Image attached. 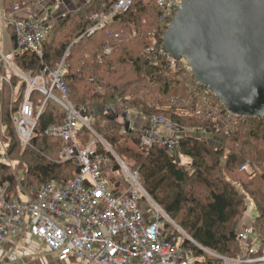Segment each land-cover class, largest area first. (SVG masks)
I'll use <instances>...</instances> for the list:
<instances>
[{
  "label": "trees",
  "instance_id": "16d2710c",
  "mask_svg": "<svg viewBox=\"0 0 264 264\" xmlns=\"http://www.w3.org/2000/svg\"><path fill=\"white\" fill-rule=\"evenodd\" d=\"M41 1L0 0L13 49L17 44L12 21L19 16L44 18L36 7ZM114 1L91 0L60 17L47 30L41 52L14 53L11 62L20 73L0 65V74L6 78H0V136L8 142V152L15 154L17 166L22 169L18 176L11 165L0 162V185H7L8 196L18 195L23 194L25 185L38 187L69 180L78 170L74 160L63 159L62 139L45 134L49 125L62 124L67 112L39 89L31 87L27 91L31 82L26 77L46 78L68 53L63 79L69 88V101L82 106L86 115L95 120V131L116 154L134 161L132 166L126 164L140 172L146 192L191 238L184 237L182 244L191 249L194 264H225V257L239 258L245 245L239 233L248 209L247 198L256 207L255 234L264 239V117L240 115L229 119L224 105L220 124L190 115L202 86L197 84L187 62L177 60L173 67L166 54L147 51L164 42L173 20L162 21L155 0H137L102 30L82 36L94 25V13H110ZM16 5L19 13L15 14ZM108 44L112 47L110 54L104 52ZM18 85L20 91L15 97ZM53 93L61 94L57 89ZM27 95L34 108L44 103L45 108L30 144L23 149L15 121ZM136 112L164 116L185 129L208 132L214 143L192 131L180 139L177 154L156 144L143 150L140 132L131 123L127 125L124 116ZM90 134L84 125L77 128L80 147L90 143ZM124 138L132 141L136 149H125L121 145ZM100 149L103 151L101 146ZM245 163H249L251 171L240 169ZM112 170H119V166ZM111 182L116 190L124 183L119 177H113ZM172 226L165 223L166 229Z\"/></svg>",
  "mask_w": 264,
  "mask_h": 264
},
{
  "label": "built area",
  "instance_id": "2783aa9c",
  "mask_svg": "<svg viewBox=\"0 0 264 264\" xmlns=\"http://www.w3.org/2000/svg\"><path fill=\"white\" fill-rule=\"evenodd\" d=\"M135 1L137 0H115L110 13L95 12L94 25L82 36H91L102 30L119 12H127ZM155 2L162 12V21L167 22L174 19L183 0ZM14 13H19L18 5L14 7ZM0 18L3 19L4 14H1ZM46 26L47 20L44 18L19 16L14 19L12 28L17 48H12L7 54L5 45L0 46V65L10 66L19 72L11 62L14 53L41 52L48 30ZM111 51L112 47L108 44L104 52L110 54ZM147 51L153 55L166 54L163 43L159 46L153 45ZM166 55L175 67L177 60ZM67 56L68 53L46 78L41 75L35 80H30L23 76L31 82L32 87L36 86L47 98L55 99L66 108L65 121L62 124L49 125L45 134L62 139L63 159L74 160L78 170L69 180L42 184L30 195L23 193L22 197L8 196L7 185H0V251L21 234L28 233L40 239L62 264H194L191 249L184 246L182 241L179 242L173 233L165 228V223L169 222L181 232L184 231L146 192L140 172L130 169L99 136L92 127L94 120L85 115L83 107L69 101V88L63 79ZM47 71L48 69L44 70L45 75ZM0 78L6 80L1 74ZM197 84H200L202 89L197 94L198 102L190 111V115L220 124L224 104L210 88L198 80ZM54 89L65 99L57 98L53 93ZM44 108L45 103L34 108L29 96L25 98L20 116L15 121L24 146L30 144ZM226 110L227 118L240 117L227 108ZM131 115L143 119L139 120V123H131L140 125L143 150L156 144L170 153L178 151L180 139L189 134H186L184 127L164 116H145L142 112ZM80 125L94 132L103 144V151L95 139L85 147L78 145L76 130ZM111 154L120 165V180L125 183L124 189H112L105 175L112 166ZM249 167V163H245L240 169L249 171ZM185 236L191 239L187 234ZM239 239L245 244L243 254L239 258L225 257L224 263L264 264V239H258L254 228L248 224L241 225ZM15 259V254L8 255V262Z\"/></svg>",
  "mask_w": 264,
  "mask_h": 264
},
{
  "label": "water",
  "instance_id": "95a60500",
  "mask_svg": "<svg viewBox=\"0 0 264 264\" xmlns=\"http://www.w3.org/2000/svg\"><path fill=\"white\" fill-rule=\"evenodd\" d=\"M164 50L229 111L264 117V0H183Z\"/></svg>",
  "mask_w": 264,
  "mask_h": 264
},
{
  "label": "rangeland",
  "instance_id": "374dc122",
  "mask_svg": "<svg viewBox=\"0 0 264 264\" xmlns=\"http://www.w3.org/2000/svg\"><path fill=\"white\" fill-rule=\"evenodd\" d=\"M89 1L91 0H42L41 2H39L37 4V12L39 14H43L44 19L47 20V29H49L52 25L56 24V22L58 21V19L60 17H62L63 15L69 13V12H73L76 11L77 9L81 8L82 5L87 4ZM4 14V12H0V15ZM6 29V18L4 17L2 19V22L0 24V46L3 47V45H5V51L7 54H9L12 51V41L10 39V36L7 32V34H5L3 32V30ZM6 35V36H5ZM4 36V38H3ZM4 39V40H3ZM6 39V40H5ZM5 41V42H4ZM10 67V66H9ZM12 68V67H11ZM30 78V77H29ZM27 82L29 83V80L27 79ZM32 85H28L27 91L29 88H31ZM34 88H36V86H33ZM38 89V88H37ZM20 91V85H18V87L15 90V97H17L18 92ZM26 91V90H25ZM26 91V92H27ZM40 91V90H39ZM43 93V92H42ZM44 94V93H43ZM45 95V94H44ZM46 96V95H45ZM57 98H60L61 100H64L65 98L60 94L55 95ZM47 98V96H46ZM45 98V100H46ZM47 99H51V98H47ZM56 101L55 99H51ZM57 102V101H56ZM58 105H60V107L67 112L66 108L64 106H62L59 102H57ZM80 106V105H79ZM82 107V106H81ZM84 109V108H83ZM87 113H85L86 115ZM130 121L132 124H134V120L132 117V115L130 114ZM95 122V120L93 121V123ZM93 127V126H92ZM133 127H136L135 129L137 130V132H140V125L136 124L133 125ZM17 129V128H16ZM94 129V127H93ZM90 130V129H89ZM95 130V129H94ZM191 130V131H190ZM91 131V130H90ZM123 131V130H122ZM192 129H186V134L192 132ZM18 132V130H17ZM97 132V131H96ZM124 132V131H123ZM195 132V131H194ZM172 133V132H171ZM171 133H168V135H171ZM19 134V133H18ZM197 136H201V137H205L207 138L210 142L214 143L213 141L215 140L213 135L199 130L196 132ZM91 138L90 141H93L94 139L96 140L97 144L99 145V147L103 146L101 140L94 134L93 131H91ZM19 136V135H18ZM100 136V135H99ZM20 137V136H19ZM20 139V144L21 147L23 148L24 145L22 143L21 138ZM121 145L125 148V149H136L135 144L130 141V140H126V138H124L121 141ZM24 149V148H23ZM9 148H8V142H6L4 140V138L2 136H0V162L3 163H7L9 165H11L12 169L14 170V172L19 176L20 172H21V168L20 166H17V162L15 160V154H11L8 152ZM114 151V150H113ZM129 151V150H128ZM115 152V151H114ZM173 154H177V150L172 152ZM59 154V152H58ZM116 154V152H115ZM52 155V154H51ZM53 155H56V152L53 153ZM112 155V154H111ZM117 156H119V158L124 161L125 163L127 162L128 165H134V161L130 158H128L126 155H123V157H120V155L116 154ZM178 160H182L180 157H178ZM184 161L183 164L188 166V163L185 159H183ZM119 166L120 169V165L118 163V160L116 159V157L114 155H112V166L111 169H109L107 171V178L108 181L111 185L112 189H115L114 185H112L111 179L113 177H119L120 178V173L119 170H112L114 169V167ZM252 168L249 167V171H251ZM21 176V175H20ZM39 187V186H38ZM37 187H29L27 185H25L23 187V193L30 195V193H32V191H34ZM125 188V184H121L119 189H124ZM18 197H22V194H18L16 195ZM247 203H248V209L245 213L244 219L242 221V225L243 224H248L249 226L253 227L254 225V220H255V216H256V207L254 202L250 199L247 198ZM168 231H171L173 233V235L175 236L176 239H178V241H183V238L186 237V233L181 232V230H179L178 228L172 226L168 229Z\"/></svg>",
  "mask_w": 264,
  "mask_h": 264
},
{
  "label": "crops",
  "instance_id": "0c3cea01",
  "mask_svg": "<svg viewBox=\"0 0 264 264\" xmlns=\"http://www.w3.org/2000/svg\"><path fill=\"white\" fill-rule=\"evenodd\" d=\"M3 32L5 33L6 31L3 30ZM134 118H136L134 120L136 123H139L140 122L139 120H141L139 117H137V115ZM10 253L15 254L16 259L14 261L8 262V255ZM0 264H62V263L57 261L56 257H54V255L49 252L45 244L40 239L28 233H23L13 242L6 244L1 249Z\"/></svg>",
  "mask_w": 264,
  "mask_h": 264
},
{
  "label": "clouds",
  "instance_id": "9594fccd",
  "mask_svg": "<svg viewBox=\"0 0 264 264\" xmlns=\"http://www.w3.org/2000/svg\"><path fill=\"white\" fill-rule=\"evenodd\" d=\"M173 21V20H172ZM170 26V25H169ZM163 44H164V42H163ZM167 54V53H166ZM170 56V55H169ZM171 57V56H170ZM173 58V57H172ZM176 60V59H175ZM183 60V59H182ZM185 60V59H184ZM186 61V60H185ZM188 64V63H187ZM190 67V66H189ZM191 69V68H190ZM192 71V70H191ZM193 73V72H192ZM130 123H131V121H130Z\"/></svg>",
  "mask_w": 264,
  "mask_h": 264
},
{
  "label": "bare ground",
  "instance_id": "6f19581e",
  "mask_svg": "<svg viewBox=\"0 0 264 264\" xmlns=\"http://www.w3.org/2000/svg\"><path fill=\"white\" fill-rule=\"evenodd\" d=\"M59 180H60V179H59ZM60 181H61V180H60ZM36 186H37V185H36ZM36 186H35V187H36Z\"/></svg>",
  "mask_w": 264,
  "mask_h": 264
}]
</instances>
